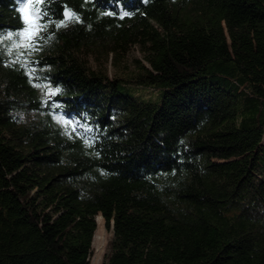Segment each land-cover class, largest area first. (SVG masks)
I'll return each mask as SVG.
<instances>
[{"label": "trees", "instance_id": "16d2710c", "mask_svg": "<svg viewBox=\"0 0 264 264\" xmlns=\"http://www.w3.org/2000/svg\"><path fill=\"white\" fill-rule=\"evenodd\" d=\"M25 2L0 0V264H99L104 221L102 264H264V0H32L31 39ZM139 41L136 87L84 58Z\"/></svg>", "mask_w": 264, "mask_h": 264}, {"label": "rangeland", "instance_id": "374dc122", "mask_svg": "<svg viewBox=\"0 0 264 264\" xmlns=\"http://www.w3.org/2000/svg\"><path fill=\"white\" fill-rule=\"evenodd\" d=\"M152 24L155 25V23ZM145 52H146V47H144L139 41L135 45L130 46L129 52L127 53V55L123 56V59L121 58L115 59V55L112 53H109L108 55L106 54L100 55L93 52L85 54L84 58L87 60L88 66L91 67L92 69L104 71L108 74L109 77L120 78L128 85L136 87L135 83H133L136 81V77L134 75L137 72V66H138L136 60H139L144 65L148 66L147 62L144 59ZM136 89L143 97L148 99L155 95V91H153L152 89H146V88L141 89L138 87ZM47 92L50 93L51 90L49 89V91ZM103 228H104V232L108 235V239L105 240V242L101 245L100 252L103 255V257L100 260L99 264L103 263L106 251L108 249L110 240L112 238V233L106 227L105 221L103 224Z\"/></svg>", "mask_w": 264, "mask_h": 264}, {"label": "snow or ice", "instance_id": "6c2138e0", "mask_svg": "<svg viewBox=\"0 0 264 264\" xmlns=\"http://www.w3.org/2000/svg\"><path fill=\"white\" fill-rule=\"evenodd\" d=\"M43 3V0H36V5ZM32 3V0H26V2L22 5L20 11L23 14L24 22L28 27H26L23 31L17 33L18 37H24L31 39L38 34V32L45 27V25H41L39 20L43 18L45 13L39 7H37ZM110 14V13H109ZM129 15V13L125 12L124 16ZM64 16L69 18L70 20H78V17L75 16L74 13H70L66 11ZM60 26V25H58ZM12 38V34H8V39ZM25 47L31 45H24ZM67 123V122H66Z\"/></svg>", "mask_w": 264, "mask_h": 264}, {"label": "water", "instance_id": "95a60500", "mask_svg": "<svg viewBox=\"0 0 264 264\" xmlns=\"http://www.w3.org/2000/svg\"><path fill=\"white\" fill-rule=\"evenodd\" d=\"M66 11H68V10H66ZM66 11H65V12H66ZM68 12H69V11H68ZM64 18H65L66 21L70 20L69 18H67V17H65V16H64ZM96 221H97V219H96ZM97 226H98V224H97Z\"/></svg>", "mask_w": 264, "mask_h": 264}]
</instances>
